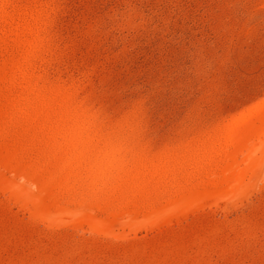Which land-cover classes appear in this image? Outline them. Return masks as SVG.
Listing matches in <instances>:
<instances>
[{"label": "rangeland", "instance_id": "374dc122", "mask_svg": "<svg viewBox=\"0 0 264 264\" xmlns=\"http://www.w3.org/2000/svg\"><path fill=\"white\" fill-rule=\"evenodd\" d=\"M16 2L51 7L45 83L72 91L101 129L133 126L147 158L264 101V0ZM262 184L168 228L94 243L0 206V264H264Z\"/></svg>", "mask_w": 264, "mask_h": 264}, {"label": "bare ground", "instance_id": "6f19581e", "mask_svg": "<svg viewBox=\"0 0 264 264\" xmlns=\"http://www.w3.org/2000/svg\"><path fill=\"white\" fill-rule=\"evenodd\" d=\"M38 3L0 0L1 207L91 242L115 240L168 228L264 183V101L180 151L147 158L132 125L101 129L72 91L45 83L51 7Z\"/></svg>", "mask_w": 264, "mask_h": 264}]
</instances>
